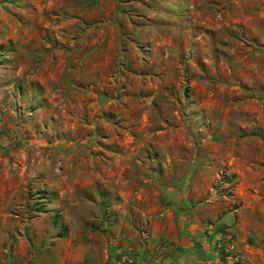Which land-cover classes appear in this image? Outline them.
Returning a JSON list of instances; mask_svg holds the SVG:
<instances>
[{
    "label": "rangeland",
    "instance_id": "1",
    "mask_svg": "<svg viewBox=\"0 0 264 264\" xmlns=\"http://www.w3.org/2000/svg\"><path fill=\"white\" fill-rule=\"evenodd\" d=\"M260 182L264 0H0V264H135L142 211Z\"/></svg>",
    "mask_w": 264,
    "mask_h": 264
},
{
    "label": "crops",
    "instance_id": "2",
    "mask_svg": "<svg viewBox=\"0 0 264 264\" xmlns=\"http://www.w3.org/2000/svg\"><path fill=\"white\" fill-rule=\"evenodd\" d=\"M239 187H244L243 193L237 194L239 208L224 214L226 202L207 205L205 213L199 205L179 204L182 196L173 199L174 205L157 202L155 210L142 211L145 229L141 233L135 227L132 230L131 246L141 254L135 264H230L228 245L238 257L237 264H264V182ZM7 216L0 208V227ZM211 216H220L212 230L206 224ZM3 252L6 249L0 241V261Z\"/></svg>",
    "mask_w": 264,
    "mask_h": 264
},
{
    "label": "built area",
    "instance_id": "3",
    "mask_svg": "<svg viewBox=\"0 0 264 264\" xmlns=\"http://www.w3.org/2000/svg\"><path fill=\"white\" fill-rule=\"evenodd\" d=\"M226 253H228V255H230V264H237L238 257L234 253L233 247L231 245L227 246ZM123 259H124V261H127L129 264L133 263L132 258H129V256H124Z\"/></svg>",
    "mask_w": 264,
    "mask_h": 264
}]
</instances>
